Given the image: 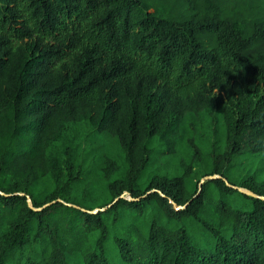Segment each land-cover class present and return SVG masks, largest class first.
<instances>
[{"label":"trees","instance_id":"obj_1","mask_svg":"<svg viewBox=\"0 0 264 264\" xmlns=\"http://www.w3.org/2000/svg\"><path fill=\"white\" fill-rule=\"evenodd\" d=\"M249 157L264 0H0V264H264Z\"/></svg>","mask_w":264,"mask_h":264},{"label":"rangeland","instance_id":"obj_2","mask_svg":"<svg viewBox=\"0 0 264 264\" xmlns=\"http://www.w3.org/2000/svg\"><path fill=\"white\" fill-rule=\"evenodd\" d=\"M196 127L201 130V135L203 136V138H205L206 140L209 141V144H213L214 143V138H213V136H212V134L210 132V130L214 129V123L213 122H211V124L209 126H207V121L204 120V117L203 116L201 117L200 115H198L197 119H196ZM88 138H89V136H87L86 133H83V134L79 135V140L81 142L86 143ZM198 143H200V142H198ZM191 149L197 150L196 145L192 144V148ZM229 150H230V148L226 147V151L228 152ZM180 152H181V150H180ZM182 152L184 153L186 151L183 150ZM183 153H181L182 157H183ZM196 157L200 158L201 155H197ZM240 160H242V159L238 158L235 161H236V163H238ZM241 162L243 163L242 165H245V167H248V166L251 167L250 171H254L257 166L261 167L262 168L261 174H262V176H264V160H261V157H259V158L249 157L246 160H242ZM169 165L172 168L177 169L178 173H180L182 171V168L184 167V163L183 162L180 163V161H178L176 159H173L172 161H170ZM242 165L238 164V166L235 168L236 169L235 170L236 174L239 175V176L246 175V171L245 170L238 171L240 168L243 169ZM203 171H204V168L202 167L201 161L198 163V165L194 169H192L190 171L191 177L197 183L198 186H199V183L201 181H203L205 179V177L208 176V175H203ZM213 175L219 176L218 174H213ZM232 179L236 180L237 176L232 177ZM123 196L126 197V198H129L127 193H124ZM234 198H235L234 204H236L238 206L243 204V200L238 194H235ZM216 199L217 198L213 197V198H210L209 200L213 201L212 202V204H213ZM207 205L209 207L210 204H207ZM68 264H82V259H81V257L79 255L73 254L72 256H70L68 258Z\"/></svg>","mask_w":264,"mask_h":264},{"label":"water","instance_id":"obj_3","mask_svg":"<svg viewBox=\"0 0 264 264\" xmlns=\"http://www.w3.org/2000/svg\"><path fill=\"white\" fill-rule=\"evenodd\" d=\"M219 177H220V176H217V175H211V176H207V177H205V179L199 183V190H200L201 185H202L203 182H205V181H207V180H209V179H216V178H219ZM230 186L233 187V188H235V189H237L238 191H240V192H242V193H245V194L251 196V197L259 198V199H263V200H264V196L257 195V194H255V193L249 191V190H246V189H243V188H240V187H237V186H232V185H230ZM27 202H28V205H29L30 207H32V204H31L30 199H28ZM185 206H186V205H184V206H179V207H177L176 209H183ZM34 209H35V210H39V209H41V208H34ZM101 210H104V209H101ZM97 211H98V210H93L92 213H95V212H97Z\"/></svg>","mask_w":264,"mask_h":264}]
</instances>
